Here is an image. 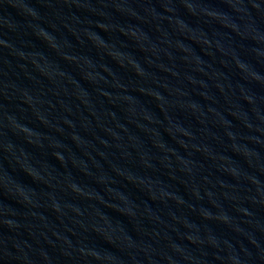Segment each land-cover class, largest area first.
I'll list each match as a JSON object with an SVG mask.
<instances>
[{"label": "water", "instance_id": "1", "mask_svg": "<svg viewBox=\"0 0 264 264\" xmlns=\"http://www.w3.org/2000/svg\"><path fill=\"white\" fill-rule=\"evenodd\" d=\"M140 264H264V0H173Z\"/></svg>", "mask_w": 264, "mask_h": 264}]
</instances>
